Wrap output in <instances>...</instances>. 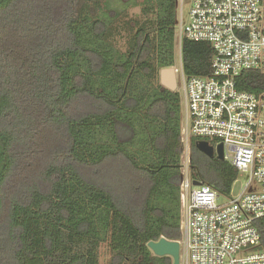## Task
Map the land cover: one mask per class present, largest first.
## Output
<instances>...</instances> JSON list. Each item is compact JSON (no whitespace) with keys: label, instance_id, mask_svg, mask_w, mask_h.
Listing matches in <instances>:
<instances>
[{"label":"trees","instance_id":"obj_1","mask_svg":"<svg viewBox=\"0 0 264 264\" xmlns=\"http://www.w3.org/2000/svg\"><path fill=\"white\" fill-rule=\"evenodd\" d=\"M111 10L0 0V264H100L104 242L110 264H173L148 243L182 238L183 110L160 81L175 65L177 0H145L131 19ZM181 53L186 76L211 74L209 41L184 37ZM238 86L260 93L264 73ZM202 139L191 178L229 198L239 171Z\"/></svg>","mask_w":264,"mask_h":264},{"label":"built area","instance_id":"obj_2","mask_svg":"<svg viewBox=\"0 0 264 264\" xmlns=\"http://www.w3.org/2000/svg\"><path fill=\"white\" fill-rule=\"evenodd\" d=\"M190 9L186 14L185 5ZM182 104L180 264H264L256 225L264 217V90L238 86L243 71L264 73V0H177ZM209 41L214 49L208 76H186L183 38ZM178 73L179 77H178ZM192 137L224 146V160L249 174L242 191L219 203L210 185L190 174Z\"/></svg>","mask_w":264,"mask_h":264},{"label":"rangeland","instance_id":"obj_3","mask_svg":"<svg viewBox=\"0 0 264 264\" xmlns=\"http://www.w3.org/2000/svg\"><path fill=\"white\" fill-rule=\"evenodd\" d=\"M145 0H110V8L112 9L110 11L111 16H116L119 14V16L124 19H131L133 17H141L142 16V7ZM190 9L189 2L185 5L186 14L188 13V10ZM117 13V14H116ZM120 17L117 19L120 20ZM121 43V41H120ZM122 43L124 41L122 40ZM123 45V44H120ZM119 49L124 50L123 47H119ZM181 59H180V39L178 37V33L176 35V42H175V67L180 70L181 65ZM178 73V77H179ZM178 90V88L176 89ZM249 179V174H240L238 180L234 183L233 186V194L236 196L238 193H240L245 185V183ZM225 198H221L219 200V203L224 202ZM100 264H110V249L107 244V242H104L101 244L100 247Z\"/></svg>","mask_w":264,"mask_h":264},{"label":"water","instance_id":"obj_4","mask_svg":"<svg viewBox=\"0 0 264 264\" xmlns=\"http://www.w3.org/2000/svg\"><path fill=\"white\" fill-rule=\"evenodd\" d=\"M161 84L172 90L176 91L178 87L177 74L173 66L163 68L160 72ZM198 148L213 157L216 156L220 160H224V146L219 144L216 150L213 145L208 141L200 140L197 143ZM149 248L157 256H170L173 259V264H180L181 262V244L178 240H170L162 237L159 240H153L148 243Z\"/></svg>","mask_w":264,"mask_h":264}]
</instances>
